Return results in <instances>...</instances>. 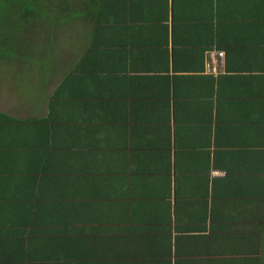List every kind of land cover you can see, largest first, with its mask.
Instances as JSON below:
<instances>
[{
	"label": "crops",
	"instance_id": "1",
	"mask_svg": "<svg viewBox=\"0 0 264 264\" xmlns=\"http://www.w3.org/2000/svg\"><path fill=\"white\" fill-rule=\"evenodd\" d=\"M105 2L0 66V264H264V0Z\"/></svg>",
	"mask_w": 264,
	"mask_h": 264
},
{
	"label": "trees",
	"instance_id": "2",
	"mask_svg": "<svg viewBox=\"0 0 264 264\" xmlns=\"http://www.w3.org/2000/svg\"><path fill=\"white\" fill-rule=\"evenodd\" d=\"M106 5L105 0H0V64L42 65L47 59L46 50L53 42V32H67L77 22L95 24V34L105 30L112 32ZM116 30L124 31V25L116 23ZM7 122L14 123V120L0 113V123L6 125ZM38 154L46 160L54 156L44 150ZM177 228L182 233L187 232V227ZM224 238H227L225 231Z\"/></svg>",
	"mask_w": 264,
	"mask_h": 264
},
{
	"label": "built area",
	"instance_id": "3",
	"mask_svg": "<svg viewBox=\"0 0 264 264\" xmlns=\"http://www.w3.org/2000/svg\"><path fill=\"white\" fill-rule=\"evenodd\" d=\"M209 57L213 60L214 64L208 63L210 71H217V65H219L220 60L224 58L225 53L223 51H209Z\"/></svg>",
	"mask_w": 264,
	"mask_h": 264
},
{
	"label": "rangeland",
	"instance_id": "4",
	"mask_svg": "<svg viewBox=\"0 0 264 264\" xmlns=\"http://www.w3.org/2000/svg\"><path fill=\"white\" fill-rule=\"evenodd\" d=\"M28 33H29V31H28ZM32 35V37L34 36L33 34H31ZM62 42L63 43H65V41L62 39ZM56 45H58V47H59V49H60V53H63V50L65 51L66 50V47L63 45V44H56ZM56 45H54V47L56 46ZM69 48H70V46H68ZM67 51V50H66ZM0 66H2L1 64H0ZM4 66V65H3ZM10 72L11 71H8L7 70V72H5V74H1L0 73V78H3V79H6L7 78V76L10 74ZM1 81V80H0ZM9 81H14V79L13 78H10L9 79ZM1 83V82H0ZM6 103V105H7V107H8V109L10 108V104H9V102H5ZM12 113H14V111L12 112Z\"/></svg>",
	"mask_w": 264,
	"mask_h": 264
}]
</instances>
